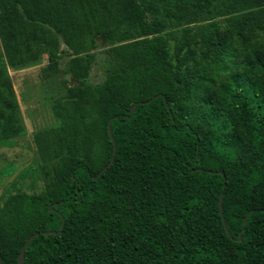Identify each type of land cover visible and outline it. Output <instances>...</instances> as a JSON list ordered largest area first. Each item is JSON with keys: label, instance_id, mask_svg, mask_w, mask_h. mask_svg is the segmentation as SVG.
<instances>
[{"label": "trees", "instance_id": "trees-1", "mask_svg": "<svg viewBox=\"0 0 264 264\" xmlns=\"http://www.w3.org/2000/svg\"><path fill=\"white\" fill-rule=\"evenodd\" d=\"M0 47V147L26 133L8 68L77 81L33 135L42 190L0 204L3 264L33 234L22 264H264V0H0Z\"/></svg>", "mask_w": 264, "mask_h": 264}, {"label": "rangeland", "instance_id": "rangeland-1", "mask_svg": "<svg viewBox=\"0 0 264 264\" xmlns=\"http://www.w3.org/2000/svg\"><path fill=\"white\" fill-rule=\"evenodd\" d=\"M220 22L224 17L218 18ZM181 28H178L180 33ZM178 41L172 40L175 44ZM1 48V47H0ZM103 47L98 48L94 53L97 60L92 63L88 81L93 83L101 82L104 71L99 64V56ZM58 52L62 56L57 62L60 68L65 61L70 58V49L62 42H59ZM239 51H234L229 57L225 58L224 65L228 68L221 72L218 82L229 81V77L238 68L240 61ZM49 63L45 53L41 55V60L36 65L23 68H8L9 76L19 104L20 114L26 127V133L21 136L11 138L9 144L0 147V204L10 193L25 191L28 193H38L43 188V181L40 178L36 164L37 149L33 135L36 131L46 129L56 123L53 112L55 99L65 92L64 80L71 81L73 85L77 83L71 76L63 73L43 68ZM239 82L243 79L238 77ZM246 87V85L244 84ZM199 111L204 109L201 101L195 105ZM219 119H224L222 113H218ZM223 130H228L229 123L225 120L220 125Z\"/></svg>", "mask_w": 264, "mask_h": 264}, {"label": "water", "instance_id": "water-1", "mask_svg": "<svg viewBox=\"0 0 264 264\" xmlns=\"http://www.w3.org/2000/svg\"><path fill=\"white\" fill-rule=\"evenodd\" d=\"M158 95H156L155 97H157ZM136 105L137 104H134L132 107H131V109H130V115H132L133 114V112H134V110H135V107H136ZM130 117V116H129ZM128 117V118H129ZM107 128H108V133H109V136H110V138H111V140H112V142H113V155L115 154V152H116V144H115V140H114V136H113V133H112V128H111V119L108 121V124H107ZM111 163H112V159L109 161V163L100 171V173L101 172H103L108 166H110L111 165ZM72 178H74V177H72ZM58 204V202H55V203H53L52 205H50L49 206V210H52L53 209V206L54 205H57ZM219 208H220V211H221V217H222V222H223V225H224V228H225V231L227 232V234L231 237V233H230V231H229V229H228V226H227V224H226V221H225V219H224V217H223V215H222V203H221V198L219 199ZM63 222H64V220H63ZM245 222V221H244ZM64 224V223H63ZM63 224H62V226L61 227H63ZM60 231H58L57 233H59ZM42 233H44V234H49V233H56L55 231H44V232H42ZM34 237V234L33 235H31L26 241H25V243H24V245H23V247H22V249H21V251L19 252V255H18V264H22L23 263V259H24V251H25V249L27 248V246H28V244H29V242L32 240V238ZM0 264H3V261H2V259H1V256H0Z\"/></svg>", "mask_w": 264, "mask_h": 264}]
</instances>
